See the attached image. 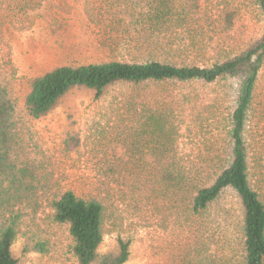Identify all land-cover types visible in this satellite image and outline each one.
<instances>
[{
	"label": "rangeland",
	"instance_id": "rangeland-1",
	"mask_svg": "<svg viewBox=\"0 0 264 264\" xmlns=\"http://www.w3.org/2000/svg\"><path fill=\"white\" fill-rule=\"evenodd\" d=\"M206 1L204 8L209 12L225 7L237 10L235 30L225 35L216 25L209 42L210 28L186 23L182 29L175 22L164 34V38L171 36L175 42L163 48L146 41L148 37L143 34L125 33L127 24L124 25V15L116 10V0H42L40 7L18 14L13 23L4 21L0 78L16 103L20 160L32 169V184L37 188L32 198L37 213L25 214L21 232L47 242V252L43 254H22L25 237L19 235L13 249L18 264H75L67 227L52 221L48 207L50 195L61 189H71L88 198L96 189L101 190L106 212L99 252H114L117 236L129 239L130 256L125 264H236L234 230L229 231L226 240L210 229L205 232L199 219L180 209L172 196H162L161 190L145 184L146 177L138 174L142 172L141 165L124 160L128 153L135 157L138 151L148 153L143 146L154 138L153 129H159L153 121L146 120L156 111L151 103L146 105V112L133 108V104L128 108L123 99L127 93L114 88L101 99L88 91L72 92L57 109L39 120L28 119L23 110L29 80L59 66L147 58L203 66L241 50L264 33V17L251 0ZM8 14L11 15L5 11L3 16ZM227 86L217 83L187 89L199 95L194 116L201 118L189 124L186 131L184 126L180 130L183 137L179 152L192 157L224 153L222 123L225 107L230 105L217 103L218 108L199 112L213 105L212 101L228 90ZM155 116L160 120L158 114ZM145 120L150 122L149 127L139 128ZM71 131L78 135L80 143L74 152L66 153L63 140ZM244 137L250 183L264 202V64Z\"/></svg>",
	"mask_w": 264,
	"mask_h": 264
},
{
	"label": "trees",
	"instance_id": "trees-1",
	"mask_svg": "<svg viewBox=\"0 0 264 264\" xmlns=\"http://www.w3.org/2000/svg\"><path fill=\"white\" fill-rule=\"evenodd\" d=\"M116 2V10L125 17V33L143 34L148 37L146 41L160 48L175 42L171 36L164 38L175 22L182 29L186 23H193L200 29L210 28L208 41L211 42L216 25L221 27V33L228 35L235 30L238 16L237 10L230 7L209 12L204 8L206 0ZM41 3L42 0H0V42L5 20L13 23L18 14L25 15ZM251 3L264 17V0H251ZM5 11L11 15L4 17ZM263 64L264 33L241 50L203 66L177 65L152 58L59 66L29 80L23 110L28 119L39 120L57 109L72 92L88 91L95 99H101L114 88L127 93L123 99L128 108L133 104V108L146 112V105L151 103L156 111L146 120L153 121L159 129H153L151 137L154 138L143 146L148 153L138 151V157L128 153L124 160L141 165L143 169L140 168L142 172L138 174L146 177L145 184L161 190L162 196H172L180 209L191 218L199 219L205 232L210 229L226 240L229 231L234 230L237 233L236 264H264V202L250 183L244 137ZM217 83L228 85V90L199 113L218 108L217 103L230 105L225 107L222 123L224 153L208 152L192 157L179 152V140L183 137L180 130L184 126L186 131L189 124L201 118L194 116L198 111L199 95L187 89ZM146 120L139 128L149 127L150 122ZM79 143L78 135L71 131L63 140V150L74 152ZM19 145L16 103L0 78V264H18L13 249L18 236L24 234L21 232L23 219L27 212L37 213L36 202L32 201L37 194L32 184L34 174L28 164L20 160ZM136 148L139 150V146ZM128 167L132 169V165ZM100 192L96 189L89 198L78 196L71 189L57 190L50 195L48 207L52 221L67 227L75 264H125L129 259L131 242L121 236L116 237L114 252H99L106 212ZM23 237L22 254L47 252L46 241L29 233Z\"/></svg>",
	"mask_w": 264,
	"mask_h": 264
}]
</instances>
